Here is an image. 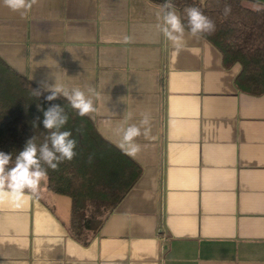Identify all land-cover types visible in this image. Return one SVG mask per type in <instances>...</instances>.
Returning <instances> with one entry per match:
<instances>
[{
    "label": "crops",
    "instance_id": "1",
    "mask_svg": "<svg viewBox=\"0 0 264 264\" xmlns=\"http://www.w3.org/2000/svg\"><path fill=\"white\" fill-rule=\"evenodd\" d=\"M163 2L0 5L11 67L44 90L91 87L89 117L123 151L120 128L147 114L150 129L130 156L140 177L87 244L68 231L71 198L45 182L0 202V264H264V93L241 90V65L204 36L166 41Z\"/></svg>",
    "mask_w": 264,
    "mask_h": 264
},
{
    "label": "trees",
    "instance_id": "2",
    "mask_svg": "<svg viewBox=\"0 0 264 264\" xmlns=\"http://www.w3.org/2000/svg\"><path fill=\"white\" fill-rule=\"evenodd\" d=\"M161 3L163 0H150ZM187 26L185 9L198 8L215 25V30L202 36L223 55L227 66L239 63L238 87L248 93H264V4L254 0H172ZM230 12L225 15V8ZM40 92V95L36 93ZM50 95L27 76L11 67L0 56V151L15 156L27 141L34 138L37 146L49 136L36 117L52 105L64 108L69 119L62 130L72 132L77 140L76 156L48 172L45 185L55 194L72 200L69 233L87 244L101 229L122 198L134 186L142 169L123 150L98 131L89 116L77 114L62 96L53 101ZM39 106V107H38ZM80 130V131H78ZM11 166V165H10Z\"/></svg>",
    "mask_w": 264,
    "mask_h": 264
},
{
    "label": "clouds",
    "instance_id": "3",
    "mask_svg": "<svg viewBox=\"0 0 264 264\" xmlns=\"http://www.w3.org/2000/svg\"><path fill=\"white\" fill-rule=\"evenodd\" d=\"M36 2L37 0H0V5L22 15ZM224 12L227 15L230 8L226 7ZM185 13L187 26L182 21L172 0H164L157 13L160 21L157 24L158 30L163 34L165 40L171 42L172 46L177 49L186 44V35L199 37L204 33L211 34L215 30L213 21L198 8L188 7L185 9ZM55 78L57 80L56 76ZM45 88L50 92V95L45 97L48 101L62 96L82 117L90 116L95 112L91 87L87 92L79 85L69 87L55 83L53 86L45 85ZM36 93L38 96L40 95V92L36 91ZM42 111V121L40 117H36L33 123L34 125L42 123L43 128L49 130L50 134L43 144L37 146L34 138L29 139L23 150L15 156L14 163L11 153L0 151V202L7 200L19 205L29 194L38 196L41 183L48 179V172L44 165L56 170L60 162L71 161L77 154L75 151L77 140L73 138L71 131L62 130L69 119L64 108L52 104L47 110ZM148 126L149 116L143 114L139 125L129 124L126 128L122 127L118 130L122 133L121 147L127 155L135 157L140 151V145L136 141L141 135L148 134L150 130Z\"/></svg>",
    "mask_w": 264,
    "mask_h": 264
}]
</instances>
